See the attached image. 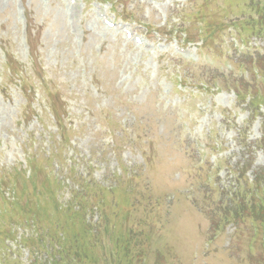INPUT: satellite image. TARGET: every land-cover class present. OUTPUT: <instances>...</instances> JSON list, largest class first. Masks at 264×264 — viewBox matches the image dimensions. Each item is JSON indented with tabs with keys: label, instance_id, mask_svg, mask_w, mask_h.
<instances>
[{
	"label": "rangeland",
	"instance_id": "rangeland-1",
	"mask_svg": "<svg viewBox=\"0 0 264 264\" xmlns=\"http://www.w3.org/2000/svg\"><path fill=\"white\" fill-rule=\"evenodd\" d=\"M68 3L0 0V264H264V0Z\"/></svg>",
	"mask_w": 264,
	"mask_h": 264
},
{
	"label": "trees",
	"instance_id": "trees-1",
	"mask_svg": "<svg viewBox=\"0 0 264 264\" xmlns=\"http://www.w3.org/2000/svg\"><path fill=\"white\" fill-rule=\"evenodd\" d=\"M264 177V176H263ZM264 181V178L262 179ZM256 184H262V186L260 185V188H262V195L264 197V182H259L258 180L256 181Z\"/></svg>",
	"mask_w": 264,
	"mask_h": 264
}]
</instances>
